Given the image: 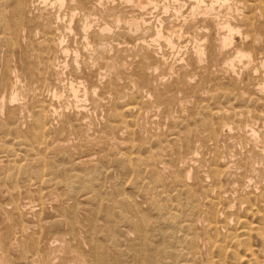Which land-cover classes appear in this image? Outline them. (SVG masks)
Segmentation results:
<instances>
[{
    "label": "rangeland",
    "instance_id": "rangeland-1",
    "mask_svg": "<svg viewBox=\"0 0 264 264\" xmlns=\"http://www.w3.org/2000/svg\"><path fill=\"white\" fill-rule=\"evenodd\" d=\"M80 1H81V6L79 5V3H77L79 5L78 10H77V17L74 19V21L75 20L77 21H75L76 23L74 21L72 23V25H75V27L73 26L74 27L73 30L67 29V26L69 25V22H70V19H69L70 9H68L69 8L68 6H70V0L65 1V6H63L62 9H59L58 6H54L51 9L49 6L39 5L40 6L39 7L35 5L37 3L32 4L28 2L25 4V8L22 13L23 15L21 16V20L19 22V24L21 23L19 26V29L17 30L15 35H13L11 34V33H14V30L12 28V20L8 17V13H9L8 11L10 10L9 4H8L9 0H0V4L2 5V6L0 5V11H1L0 19H2L0 20V29H1L0 30V85H1L0 86V97H1L0 100L4 98L5 103H6L4 104L5 108H3L4 110H1L2 113L0 115V116H3V117H0V160L3 162L2 163L0 161L1 162L0 164H2L0 165V167L3 166V168L1 167L2 170L0 172V175H2V177L0 176V185H4V186H0V191H8V193H6V196H3L0 194V204H1L0 205V215L3 216V217L0 216V221H4V222H0V229L2 232V235L1 233L0 235L6 236V235H9V233L16 230L14 227L15 224L18 225L16 226V228L19 229L18 222L20 220L23 223L26 222L24 226L25 225L32 226V228H30V226L29 228H26L25 230L26 232H23V234L25 233L23 236L25 238H22L20 240L21 242L24 239L27 243L22 241L24 242V243L21 242L23 245L20 244V245H17V247H15L16 245H14L10 249L9 244L14 243V241L13 242L9 240L6 241V237L7 239H9L8 236H6V237H3V239L0 240V242H3V243L6 242L7 244L1 243L0 247L4 245L5 249H9L8 254L11 257L10 256L8 257L10 259L12 258L11 260L13 263L15 262L14 256L22 255L21 257H25L27 254L31 253L32 246L36 245L35 247L37 248V251L39 253H43V255L45 256H48L50 254L57 255V256H60L62 260L66 258V259H69L71 262H73V259H75L76 254L80 253L82 256L85 254L84 258L86 259L88 257L87 258L89 261L88 264H94V262L96 264H99V263L100 264H108V263L117 264L118 260L119 261L121 260L123 262V259L124 260L126 259V263H124L125 262L124 261L123 263H119V264H141V263L142 264H145V263L146 264L147 263L149 264L151 263L152 264H264V77H263L264 73L263 71H260V72L258 71L262 69L260 67H256V65L257 66L259 65V64H256L257 61L255 63L254 62L251 63V65L255 66L256 68L254 67L253 69L252 66L247 68L249 70L253 69V70H250L251 73L247 72L249 70H246V67H243V65L238 64V63L236 64V66L238 67L235 66L236 68L235 73H232L230 71L226 72L225 70H227L228 68L224 65V63L226 62L224 59L225 56H223L224 53L221 56L220 55L216 56V54H214L215 57L213 56L212 62L210 60L209 61L206 60L204 62L205 64L202 63L204 64L203 66H201L202 64L194 63L195 64L194 66L199 65V67H194L190 64L193 60L191 61L186 60L185 62L182 63L180 60L170 59L171 57L169 56H167L169 61L165 65L163 63H160L157 60L148 59L150 58V56L147 50L145 51L146 53L144 52V54L142 50H145V49L140 48L139 50V47H141V43L138 40V37L135 35L133 36V35L127 34V31L122 23H119L118 25H113L114 18H117L118 16L122 17L123 15L125 16L126 14L127 16L136 14V12L133 11L131 6L128 5L127 7V4L124 3L122 0H103L104 3L102 2L101 4H99L98 0L96 1L94 0V2L93 0L92 1L86 0V1L91 2V5L92 4L96 5L94 6L95 8H93V5L91 7L89 2L86 3L82 0ZM243 2L239 3L241 4L240 5L241 8L239 7L240 10H238L239 12L238 11L234 12L232 9L231 14L233 15H236L237 13L245 14L247 11L245 10L246 7H244L245 3ZM31 4L34 5L35 7V8L32 7L34 9L33 11H31L32 10V8L30 7L32 6ZM77 4L73 6H76ZM86 4L89 5L88 6L89 8L90 7L91 8L88 9ZM110 6H111V9L108 8ZM4 7H8L9 9L8 8L6 9ZM41 7H44V13L42 12L43 8ZM79 8L81 11L79 10ZM83 8H86L89 11V13L88 11H86V9H83ZM35 9L37 12L35 11ZM82 9L85 10V12L82 11ZM107 9H110L109 10L110 12ZM50 10H51L52 15L48 14L50 13ZM57 10L61 12L63 16H61V13H59ZM40 13H42L41 16H40ZM46 13L49 16H51L50 20H49V16L46 15ZM100 13H103V14H100ZM128 13H131V14H128ZM33 14H34V17H33ZM107 15L108 16L111 15V16L106 17ZM3 16L5 18H3ZM42 16H45V17H42ZM64 16L68 17L69 20L65 19L66 17ZM93 16L96 18H94ZM84 17H89L87 18V20H90V21L95 20L96 22H99L97 23L98 25H100L101 23H106V24H109L110 26V24L112 23L111 25L112 31L110 32L111 34L106 33L105 35H102V37H98L101 35H99L98 32H96L97 27L95 26L97 25L95 22V24L91 26L93 28H90L88 31V32L91 31V34L90 35L89 33L87 34L92 39L93 44L87 47L86 44L84 43L82 33L79 32L78 30L79 25H80L79 23L80 21H83L85 19ZM53 18H55L56 20L55 19L53 20ZM104 18L106 22H104ZM39 19H41L42 21ZM45 20H46V23H45ZM25 21L29 22V24L27 22L25 23ZM38 21H41V23ZM37 22L39 24H42L43 28H41L42 25H40V27L37 26L38 25ZM65 22H67L68 24ZM58 24L59 26L63 25V28L57 26ZM64 25H66V27H64ZM35 26L37 27V30ZM119 26H123V27H119ZM39 28L41 30H39ZM57 28H60V29L58 30ZM118 28L120 29L118 30ZM33 29L35 30L32 31ZM45 31H48L47 34L49 35H46L45 33L46 36H44ZM62 31H63V34H61ZM67 31H69V33ZM76 31H78V33H76ZM41 32H42V35H41ZM54 33L56 34L55 36H54ZM66 33H68L69 35ZM114 33L115 35L120 36L119 38L116 36L117 41L116 39H114L115 37ZM7 34H9L10 36H14L12 39V42H9L10 36H8ZM38 34L40 35L38 36ZM57 34L58 36H62V37H59L57 39ZM26 35H30V36H26ZM71 35H74V36H71ZM77 35H80V36L77 37ZM129 37H131L130 40L128 39ZM212 37L215 38L213 32H212ZM79 38L80 40H76ZM257 38H258V35L256 36L255 39ZM94 39L97 40L96 42L98 43L100 42L101 45H96L98 43L94 44V41H95ZM134 39H135V42H134ZM24 40H26L27 42ZM38 40H39V43H37ZM22 41L26 42L25 43L26 47L24 43H20ZM128 41H130V43H128ZM235 41L238 42L239 40L235 38ZM30 44L32 47L29 46ZM35 44L37 45L35 46ZM57 45H60L61 47L62 45L65 46L63 47V49H66L67 52L63 55L60 51H59L60 53L59 52L57 53L56 50L57 51L60 50ZM136 45L139 47L136 48L137 47ZM182 45L184 46L185 44H182ZM83 46L87 48L85 47L83 48ZM206 46L208 47L209 44H207ZM36 47H39V48H36ZM99 47L100 48L103 47V49L101 50ZM110 47L112 48L115 47V48L113 50ZM96 48L97 50L98 49L99 50L97 51ZM120 48L122 49L119 50ZM85 49H88V50H85ZM165 49L166 48L163 47V51ZM208 49H210V47L207 48L206 50L207 53L213 52L211 49H210L211 51ZM125 50H129L130 52L125 51ZM135 50L136 51L138 50L137 53ZM70 51L72 52L69 53ZM80 51L81 53H85V54H81V53L79 54ZM101 51H103V53ZM120 51H123V52H120ZM131 52H134L133 57L128 56V53L129 55H132ZM164 52L168 54V52L166 51ZM15 53H18V54H15ZM70 54L72 57L69 56ZM112 54H115V55H112ZM95 55L97 56V58L95 57ZM106 55L108 56L106 57ZM109 55L111 56V58L109 57ZM143 55L148 56V58H146L147 60L145 59L146 61L141 60V57ZM186 55L187 53H185V58H187L188 56ZM61 56L64 58V60L63 58H61ZM85 56L89 59H87ZM91 56L95 58L94 60L96 61L94 60L92 61L91 59L93 58ZM100 56H104V57H100ZM46 57H47V60H44L46 59ZM75 57H78V58H75ZM101 58L103 59V61H101ZM106 58H109V61ZM214 58H218L216 59L217 61ZM138 59L139 61H141L142 64H140V62L137 63ZM219 59H224V61L221 60L222 61L221 63V61H218ZM69 60H71V62ZM78 60H80L81 63ZM23 62L25 63L22 64ZM56 62L60 64H57ZM109 62L112 63V65H108ZM155 62H158V63L155 65ZM169 62L171 63L169 64ZM206 62H209L212 65H208V63L206 64ZM218 62L221 65L216 64ZM113 63H115V65ZM143 63H145L144 66L146 67H143ZM185 63L187 64L189 63L190 65L189 64L187 65ZM214 63L216 64V66H214L215 65ZM62 65H65V66H62ZM83 65L87 69L83 67ZM139 65L141 66V68ZM148 65L150 66L148 67ZM167 65H170V66H167ZM181 65L183 66V68L179 67ZM47 66H49L48 67L49 69L47 68ZM73 66L76 68H74ZM105 66L106 67L108 66V67L106 68ZM211 66L213 68H211ZM26 67H28V69H26ZM209 67L212 70L209 69ZM45 68L49 70V73L47 72V70H45ZM51 68H54V69L50 71ZM70 68H73V69H70ZM118 68L120 69L122 68L123 73ZM142 68L144 69L146 68L145 69L146 71H143L144 69ZM148 68H151L153 70H150ZM176 68L180 70H176ZM184 68H187L188 70L187 69L185 70ZM206 68L209 70H207ZM155 69H157V71ZM190 69H193V70H190ZM198 69H201L199 71L203 73L201 74L198 71ZM202 69L204 70L206 69L205 71L207 72L204 73ZM21 70H22V73L20 72ZM25 70L26 72L24 76V81H21L23 80L22 76L24 75ZM41 70H44V71H41ZM64 70H66V73H62V72H65ZM67 70L70 73H68ZM74 70H77V72L76 71L74 72ZM134 70L135 72H133ZM147 70L149 72H147ZM254 70H256L257 72H255ZM180 71H182V73H179ZM42 72L44 73L42 74ZM59 72H61V74H56ZM116 72H118L117 73L118 75L116 74ZM120 72L121 74H119ZM142 72L144 73V75L142 74ZM17 73L18 75H16ZM51 73H54V74H51ZM193 73H194V76H192ZM260 73L263 74L262 77L261 75H259ZM140 74L143 76H140ZM179 74H182L183 76H180ZM37 75H40V76L37 77ZM51 75H53V77ZM56 75H58L57 76L58 78L56 77ZM204 75L206 77H204ZM15 76H17V79L19 81L18 85L20 87L22 86L20 88L17 85L15 89L20 88V90L18 89V91L23 92L25 90L28 93L23 92L24 97L21 100H18L19 102L9 104L7 102V99L11 91L14 90L13 85H11V83ZM45 76L48 79H45L46 78ZM128 76L134 77V78H130ZM184 76H186L185 78L187 81L184 80L185 79L183 78ZM114 77L118 79H113ZM67 78L69 79L70 83L67 82L68 81ZM120 78L122 79V81ZM179 78H181V80H179ZM6 79L8 80L11 79V80L6 81ZM171 79H173L174 81L173 80L171 81ZM112 80L115 82L114 83L115 85L114 84L111 85L112 84L111 82H113ZM132 80H135L134 81L135 84L133 83ZM175 80H178V81H175ZM118 81L119 83H117ZM20 82H23V83H21L20 85ZM27 82L30 84H28ZM58 82H60V84H58ZM97 84L100 86H97ZM69 85H72V86L74 85V86L72 87ZM89 85H90V89L87 88L89 87ZM104 85L105 86L109 85V86L105 87ZM57 86L60 88L57 89L56 88ZM65 86L68 89L67 88L65 89ZM28 87L31 90H27L29 89ZM46 87H49V88H46ZM76 87H78L77 89H79L80 91L77 95L78 96L77 99L74 98V95L71 94L72 93L71 90H69L71 88L76 89ZM104 87L107 90H105ZM176 87H179V88L182 87V88H180L181 89L180 90ZM32 88H34V90H32ZM88 90H90L91 92ZM85 91L89 92L90 94L87 92L85 93ZM49 92L51 93L49 94ZM54 92H56L58 95H61V97L59 99L56 97L54 98ZM96 95L98 96L97 98H96ZM165 95H166V98H165ZM83 98H85L86 100ZM89 98L97 99V100L96 101L93 100L95 102L94 103L91 100H88ZM112 98L114 101L112 100ZM78 100L80 101L78 102ZM25 101H26V104H25ZM29 101L31 102L29 103ZM21 103L25 104L26 106L25 105L22 106ZM16 105L19 106V110L17 109L18 107L16 108L14 107ZM74 106H76V108ZM53 108L55 110V113H54L55 115L49 113L50 109H53ZM14 109L16 110V112H14ZM17 110L19 111V113ZM24 111L26 112V114ZM234 111L238 112L239 114L235 112L236 113L235 115V113H233ZM80 112L82 114H80ZM213 112H215L216 114ZM232 114L235 116L233 117ZM83 116L84 118H80ZM16 117H19L22 119H19ZM52 117L54 118V120ZM2 119H4L5 121L4 120L2 121ZM16 120L21 121L20 122L21 124L19 122L15 123ZM27 120L32 121V123L30 121L28 122ZM12 121L15 124V126L13 123H12L13 125H11ZM229 121L231 122V125H229L230 124ZM79 122H81L80 124L82 123L83 124L80 125L78 124ZM108 122H110L111 124H109ZM113 122H115L114 125L112 124ZM226 122L229 124L226 125ZM34 123L36 124L39 123V124L36 126V125H33ZM84 124H86L87 126ZM110 125H113V126L110 127ZM122 125L125 127L127 126L126 127L127 129L123 127ZM225 125H226V128H225ZM5 126L6 127L8 126V127L5 128ZM82 126L86 128H84L83 130ZM228 127L230 128L229 130H228ZM11 129L13 132L14 130H16V133L14 132L13 134V132H11ZM19 129L24 131L25 136L22 135L23 132L22 131L20 132ZM119 129H120V132H119ZM211 129H213V131L215 130L214 132L217 134L214 135V132H212ZM246 130L248 131L246 132ZM252 130L255 132H253L254 134H252L251 136L250 131ZM45 132L47 133L45 134ZM120 135H122L123 137ZM188 135L189 136L191 135V138H189ZM186 139L189 140L190 142L188 141L186 142L185 141ZM39 140H42V141H39ZM119 140H122V141H119ZM126 140L127 142H125ZM117 141L119 142L115 146L114 143H117ZM181 141L182 142L184 141L183 144ZM15 142H17L18 146ZM56 142H59L60 144ZM24 144L26 146H23ZM79 144H82L86 147L82 145H80V147H83V148H80L79 146L76 147V145H79ZM60 145H61L62 150L61 149L57 150L58 148H60ZM55 146H57V148ZM109 147H111L110 148L111 150L109 149ZM114 148L117 150H113ZM122 148L124 151H121ZM118 149L120 150V152ZM133 151L134 153H132ZM190 151L191 153H189ZM121 152H124V153H121ZM127 152H130V153L127 154ZM117 154L120 156L122 155V156L121 157L117 156ZM124 154H127L126 155L127 157H129V155L131 154L133 155L127 158V157H123ZM104 155L105 156L109 155V156L105 157ZM135 156H136V159H135ZM14 158L17 160H14ZM90 158L91 160H93L94 158L95 161L94 160L93 161L95 163H93V161H91ZM123 158L125 159L123 160ZM126 158H127V161L129 162L125 161ZM6 159H8L9 161H13L14 163L13 162L10 163ZM101 159L104 161H102ZM86 160H90L91 162L90 165L88 164L86 165ZM44 162H45V165L43 166ZM97 162H99V164ZM6 163H9L10 165ZM4 164L6 166H4ZM12 164H15V165H12ZM58 164L59 165L62 164L60 168H58L59 166H56ZM70 164H73V165H70ZM80 164L83 165V167L85 166L87 167H85V169L83 170L82 169L83 167H81ZM96 164L99 165V167ZM100 165L102 167H100ZM8 166L13 167V168L12 169L10 168L8 170L9 168ZM41 166H43V168H41ZM67 167L69 169H66ZM78 167L82 170H80ZM70 168L72 169L71 171L72 174L71 172H69L71 170ZM73 168L74 169L76 168L75 170H78L79 172L74 171ZM49 169H52V170H49ZM54 169H58V171ZM10 170H12V172H10ZM41 170L43 171V173H45L44 175H40L42 173ZM45 170L46 172H44ZM48 170H49V173H48ZM153 170H155L156 172ZM51 171L52 172L55 171L54 172L55 177H53V174ZM14 172H16L17 175L13 174ZM165 172H168V173H165ZM46 174L51 180H49ZM59 174L60 175L63 174V175L60 176ZM77 174L79 175L82 174V175L78 176ZM251 174H253V176ZM12 176H15L13 177L15 178V180L11 178ZM41 176L45 178H40ZM77 176L81 180L84 179L83 180L84 182L79 180ZM251 177H254V178H251ZM39 178L41 180H39ZM43 179H45V181H43ZM89 179H92L91 182H89L90 181ZM46 180L48 181L46 182ZM14 181L15 183L13 184ZM18 181L19 182L21 181L22 184L21 182L18 183ZM49 181H52V182L54 181V185L52 182L49 183ZM76 181L80 183L76 184ZM181 181H184V182H181ZM7 182L9 186L11 185L10 188H8L9 186L7 185ZM185 182L187 183L186 185H185ZM17 183L20 185L18 186ZM56 183L57 184L60 183V184H58L57 186ZM30 184L32 187L30 186ZM37 185L39 186V188ZM46 185L47 187L50 185L53 187L47 188ZM65 185H67V188ZM36 186H37V189H36ZM55 187H60L59 188L60 190ZM26 188L27 189L30 188V190L28 189V193L26 191L27 190ZM32 188L34 189L33 191H32ZM93 188L94 190H91ZM11 189L13 190L15 189L17 191L15 190L12 191ZM9 190H10V193H9ZM45 191H47L48 193H46ZM25 192L27 193V195L25 194ZM35 192H36V195L37 193H39L40 196L39 195L35 196ZM49 192L51 193L49 194ZM60 192H62L61 193L62 195L60 194ZM17 193L19 194V196H15V195H18ZM55 193L56 194L58 193L59 195L58 194L55 195ZM121 193L123 194L119 196V194ZM22 194L27 196L29 199L28 198L26 199L24 196L22 197ZM8 195H12V196H8ZM69 195L73 197H70ZM57 196H61V198L63 199L61 200L59 199L60 197L58 198ZM10 197H15L12 199H15L17 202L15 200H12L11 201L12 203H11L9 199ZM46 197L49 198V201ZM75 197H77L78 199H76ZM123 197H126V198H123ZM127 197L128 198L130 197L129 201H127L128 200ZM70 198L72 199L74 198V200L70 201ZM83 198L86 200H84ZM4 199L9 201L8 205L10 207L5 206L7 205V202H5L6 200ZM37 199L39 200V202L37 201ZM45 200L48 201V203ZM116 200H119V202L118 201L116 202ZM26 201L27 203L30 202L29 203L30 205L34 203V205H31L32 207L31 206L29 207H31V209L35 211H32L31 209H29L26 212H24L25 214L21 211L22 210L21 207ZM58 201H60L61 203L64 202L62 204L63 207L61 206L60 202L58 204ZM72 201H75V202L72 203ZM68 202H70V204ZM39 203L41 205L44 203L46 206H44L43 208ZM66 203L70 207L67 206L68 207L67 208ZM12 204H16V205H12ZM85 204L88 206L89 209H87V206ZM2 205L3 207H1ZM81 205H82V208L85 207L83 210H81ZM35 206H38V207L41 206V207L37 208ZM74 206L77 208H75ZM12 207L15 208L16 211L17 210L18 211L15 212V210L12 209ZM47 207H50V208H47ZM54 208L55 209L58 208L56 210H59L60 208V211H56L54 210ZM70 208L71 210L69 211ZM90 208H92L91 209L92 211H90ZM11 209L13 210V212L10 211ZM6 210L9 212H7ZM85 210H88L89 212ZM19 211H21L24 215ZM40 212L42 213L37 215V213H40ZM6 213L7 214L9 213V215H6ZM20 213L23 215V217ZM59 213H63V215L65 213L67 216L64 215L65 216L64 217L62 216V214H60L59 215L60 217H57L56 214H59ZM69 213H71L70 216L73 217L74 221H72L73 219L72 217L69 216ZM76 213L78 217L75 216ZM102 213H107V214L106 215L104 214L105 216L104 215L102 216ZM50 214H52V216ZM92 214H93V217H92ZM28 215L29 217H27ZM84 215L86 216L84 217ZM89 215L92 218H94V216L96 215V217L94 218L95 221H92L94 219L91 220ZM49 216H51V219ZM100 216H102L101 219H99ZM14 217L17 218V220H15ZM18 217H22V218H18ZM6 218L7 220H10L9 223L7 224H5V222H7ZM54 218L55 220H53ZM33 219L34 221H32ZM39 219L44 220V221H41ZM66 220L68 221V223L72 222L71 224H74V225H71V224L69 225L68 223L66 224L67 222ZM76 220L78 222H76ZM79 220L81 221L79 222ZM15 221H18V222H15ZM35 221L38 222V227L37 225H35L36 224ZM60 221L63 222L64 224L61 223L59 224L60 226L55 225V224L60 223ZM90 221L92 222L93 225H91ZM143 221L144 223L142 226L141 223ZM31 222H34V223L31 224ZM43 222L44 224H42ZM73 222H76V223H73ZM1 223H3L4 226L6 225L11 226L12 229H10L9 227H3ZM11 223H15V224H11ZM85 223H88L89 225ZM83 225L84 226L86 225L85 226L86 228L82 227ZM87 225L88 226L91 225V226L87 228L88 227ZM56 226L58 227V229L56 228ZM68 226H71V231L69 230ZM75 226L77 227L74 228ZM41 227H43L44 230ZM48 227H51V229ZM61 227H63L64 229ZM92 227L94 229H92ZM131 227L133 229L135 228L136 229L133 230L131 229ZM2 228L5 230H3ZM66 228L67 230H65ZM80 228L81 230H79ZM29 229L31 230L29 231ZM28 231L31 234H29ZM79 231L84 232L83 235L85 236L83 235L81 236L82 232L80 233ZM101 231H104V232L102 233ZM120 231H122L123 233ZM124 231L127 233L128 236L126 235ZM36 232L39 234H36ZM46 232L47 234L49 233L48 236ZM54 232L63 233L64 235L58 234V233L54 234ZM75 232L77 234H73ZM69 233L70 234L72 233L73 235H69ZM86 233H89V234H86ZM117 233L119 235H116ZM50 234H53V235H50ZM65 235L66 237H64ZM87 235L89 236L86 237ZM121 235L123 236L121 237ZM40 236L42 238H40ZM50 236H52L53 238ZM59 236L60 238H64V240H66L69 246L70 252L64 254L61 252L50 253L48 251L47 248H51V247L53 248L57 245V241L55 242V240H50V239H59ZM70 236L71 237L75 236L78 239L71 238ZM126 236L129 238H127ZM136 236L137 238H135ZM82 237L83 238L85 237V239H82ZM86 238L87 239L89 238L88 239L89 242H86L88 241ZM122 238H123V242L122 240H120ZM45 239H48V240H46L45 242ZM78 240H80L81 242L84 241L82 242L83 245L81 243L78 244L79 242ZM100 240L103 242H101ZM68 241L72 242V243L69 242L71 245L68 243ZM131 241L134 244L131 243ZM85 242L90 243L89 246H87ZM41 243H44L45 245L44 247L45 249H47V251L46 250L43 251L44 248H43V244ZM45 243H48V244H45ZM50 243L51 244L53 243L54 245H51ZM92 243H94L95 245ZM110 243H113V244H110ZM117 243L119 244L121 243L124 245L120 246ZM135 243H137L138 246L137 245L135 246ZM76 244L78 245L81 244V246L80 247H78V245L75 246ZM114 244H116L117 246ZM25 245H27V247ZM84 245H86L87 247ZM93 245L96 247H94ZM141 245L143 246V248ZM146 245L148 247H146ZM18 246L20 248L22 247V249L18 250L17 249ZM39 246L40 248H38ZM4 247L2 246L0 249ZM120 247H123L124 250L123 248H120ZM125 248L127 251L125 250ZM24 249H27V250L24 251ZM74 249H77V251ZM78 249H80V251ZM106 249L108 250L106 251ZM22 250L25 252V254L24 252H21ZM114 250H117L120 254ZM99 251L102 253H100ZM111 251H113V253H111ZM124 251H126L125 253L128 255L127 258H125V256L127 255L123 254ZM131 251L134 253L135 258L131 256L133 255ZM47 252L49 254H47ZM106 252H110V254H114V253L115 254L117 253V254L115 256L114 255L112 256ZM73 253H75V255ZM91 254L93 257H91ZM99 254H102V255H99ZM64 255H66L67 257ZM119 255H121L120 256L121 258L119 257ZM110 256H112V258H110ZM61 259L59 260L61 261ZM60 261L55 262V263L53 262V264H62V263L71 264V262H67L66 260H64L63 262L61 261L62 263Z\"/></svg>",
    "mask_w": 264,
    "mask_h": 264
},
{
    "label": "bare ground",
    "instance_id": "bare-ground-1",
    "mask_svg": "<svg viewBox=\"0 0 264 264\" xmlns=\"http://www.w3.org/2000/svg\"><path fill=\"white\" fill-rule=\"evenodd\" d=\"M65 1H67V0H9V7H10V10L8 11L9 13H8V17L12 20V28H13V30H14V33H11V34H13V35H15V33L17 32V30L19 29V26H20V24H19V22H20V20H21V16L23 15L22 13H23V11H24V8H25V4L26 3H28V2H30V3H32V4H35V3H37V4H35L36 6H39V5H42V6H49L50 7V9L51 8H53L54 6H58V8L59 9H62L63 8V6H65ZM82 1H84V2H89V1H86V0H82ZM90 1H92V0H90ZM96 1V0H95ZM124 3H126L127 4V7H128V5L129 6H131L132 7V9H133V11L134 12H136V14L135 15H131V16H127V14L123 17H120V16H118L117 18H114V24L113 25H118L119 23H122L123 25H124V27H125V29H126V31H127V34H130V35H135V36H137L138 37V40L140 41V43H141V47H139V46H137L136 48H138L139 47V50H140V48H142V49H145V50H142L143 51V54H144V52L147 50V52L149 53V56H150V58H148V56H146V55H143L142 57H141V60L142 61H146L147 59L146 58H148V59H153V60H157V61H159L160 63H163V64H167V62L169 61V59L167 58V56H169V57H171L170 59H173V60H180L182 63L183 62H185L186 60H189V61H191V60H193L192 62H193V64H192V62L190 63L189 61V63L192 65V66H194L196 63L197 64H202V63H204L206 60L207 61H211L212 62V58H213V56H214V54H216V56H218V55H222L223 53L225 54H223V56H225L224 57V59H225V63H224V65L228 68L227 70H225L226 72L227 71H230V72H232V73H235V71H236V68H235V66H236V64L238 63V64H241V65H243V67H246V70H249V69H247V68H249L250 66H252V68L254 69V67L255 66H253V65H251V63H255L256 61H257V63L256 64H259L258 66L256 65V67H260L262 70H258L259 72L260 71H263V73H264V0H122ZM244 1V2H243ZM93 2H94V0H93ZM98 2H99V4H101L102 2L104 3V1L103 0H98ZM241 2H243V3H245V5H244V7H246V13L245 14H236V15H233V14H231V12H232V9H233V11L234 12H237L238 10H240V5L241 4H239V3H241ZM77 3H79V5L81 6V1L79 0V2H78V0H70V6H68V5H66V6H68L67 8L68 9H70V15H69V19H70V22H69V25L67 26V29L68 30H73V28L75 27V25H72V23H73V21H74V19L77 17V10H78V4ZM119 3V2H118ZM8 4H6V5H8ZM31 4V5H32ZM66 4H67V2H66ZM75 4H77L76 6H73V5H75ZM89 4L91 5V2H89ZM115 4H116V2H115ZM1 5V4H0ZM83 5V4H82ZM87 5V4H86ZM85 5V6H86ZM93 5V4H92ZM92 5H91V7H92ZM108 5V4H107ZM114 5V4H113ZM243 5V4H242ZM2 6V5H1ZM89 5H87V7H88ZM94 6H96V5H93V8H95ZM31 8L33 7V8H35L34 7V5H32V6H30ZM40 7V6H39ZM90 7V8H91ZM106 7V6H105ZM113 7V6H112ZM115 7V6H114ZM240 7V8H239ZM4 8H8V7H4ZM29 8V7H28ZM32 8V10L31 11H33L34 9ZM41 8H43V13H44V7H41ZM46 8V7H45ZM55 8H57V7H55ZM89 7H88V9H90ZM97 8V7H96ZM108 8H110L111 9V6L110 7H108ZM123 8V7H122ZM239 8V9H238ZM3 9V8H2ZM9 9V8H8ZM40 9V8H39ZM83 9H86V8H83ZM82 9V11H84L85 12V10H83ZM99 9V8H98ZM110 9H107L108 11L110 10ZM124 9V8H123ZM127 9V8H126ZM42 10V9H41ZM67 10V9H66ZM79 10H80V8H79ZM35 11H36V9H35ZM47 11H48V9H47ZM58 11V10H57ZM68 11V10H67ZM81 11V10H80ZM86 11H88L87 9H86ZM91 11V10H90ZM97 11V10H96ZM106 11V10H105ZM131 11V10H130ZM132 11V12H133ZM1 12V11H0ZM6 12V11H5ZM4 12V13H5ZM37 12V11H36ZM59 12V11H58ZM95 12V11H94ZM110 12V11H109ZM109 12H108V14H109ZM117 12V11H116ZM115 12V13H116ZM133 12V13H134ZM239 12V11H238ZM241 12V11H240ZM48 13V12H47ZM46 13V15H50L51 14V10H50V13H48L47 14ZM59 13H61V12H59ZM69 13V12H68ZM88 13H89V11H88ZM104 13H106V12H104ZM111 13H113V12H111ZM127 13V12H126ZM9 14H10V16H9ZM30 14V13H29ZM35 14V13H34ZM34 14H33V17H34ZM82 14V13H81ZM93 14V13H92ZM100 14H103V13H100ZM117 14V13H116ZM120 14V13H119ZM125 14V13H124ZM128 14H131V13H128ZM26 15H28V14H26ZM38 15V14H37ZM42 15V13H40V16ZM45 15V14H44ZM48 15V16H49ZM52 15V14H51ZM54 15V14H53ZM57 15V14H56ZM68 15V14H67ZM80 15V14H79ZM85 15V14H84ZM88 15H90V14H88ZM95 15V14H94ZM112 15V14H111ZM111 15H109V16H111ZM5 16H6V14H5ZM31 16V15H30ZM61 16H63V14L61 13ZM99 16V15H98ZM108 15L106 16V17H109ZM117 16V15H116ZM39 17V16H38ZM42 17H45V16H42ZM50 17L51 16H49V20H50ZM64 17H66V16H64ZM91 17V16H90ZM94 17V16H93ZM105 17V18H106ZM3 18H5L4 16H3ZM30 18V17H29ZM48 18V17H47ZM85 19L83 20V21H80V25H79V32H81L82 33V36H83V39H84V43L86 44V46L87 47H89V46H91V44H93V41H92V39L90 38V34H91V31L90 32H88L89 31V29L90 28H93V27H91L92 25H94L95 24V20L94 21H90V20H87V18H89V17H84ZM94 18H96V17H94ZM93 18V19H94ZM105 18H104V22H106L105 21ZM7 19V18H6ZM43 19V18H42ZM55 18H53V20H54ZM61 19V18H60ZM65 19H68V17H66ZM68 19V20H69ZM100 19H101V17H100ZM107 19V18H106ZM0 20H2V19H0ZM39 20H41V19H39ZM52 20V21H53ZM56 20V19H55ZM80 20H82V19H80ZM96 20H98V19H96ZM110 20H112V19H110ZM28 21V20H27ZM27 21H25V23L27 22ZM30 21V20H29ZM42 21V20H41ZM41 21H38V22H40L41 23ZM60 21V20H59ZM75 21H77V20H75ZM74 21V22H75ZM100 21V20H99ZM101 21H103V20H101ZM37 22V23H38ZM47 22H49V21H47ZM54 22H56V21H54ZM107 22H109V21H107ZM28 24H29V22H27ZM45 23H46V20H45ZM60 23V22H59ZM65 23H67V22H65ZM76 23V22H75ZM78 23V22H77ZM97 23H99V22H96V25L97 26H95V27H97V31L96 32H98V34L99 35H101V36H98V37H102V35H105L106 33H110L112 30H111V25H112V23L110 24V26H109V24H106V23H101L100 25H98ZM2 24V23H1ZM64 24V23H63ZM68 24V23H67ZM7 25V24H6ZM36 25V24H35ZM40 25H42V24H39L38 23V25L37 26H39L40 27ZM33 26V25H32ZM57 26H59V24L57 25ZM74 26V27H73ZM36 27V26H35ZM47 27V26H46ZM59 27H62L63 28V25L62 26H59ZM64 27H66V25H64ZM112 27H114V26H112ZM119 27H123V26H119ZM41 28H43V25H42V27ZM45 28V27H44ZM61 28V29H62ZM115 28H117V27H115ZM30 29V28H29ZM49 29V28H48ZM53 29H55V28H53ZM58 30L60 29V28H57ZM56 29V30H57ZM120 28H118V30H119ZM1 30V29H0ZM10 30V29H9ZM8 30V31H9ZM35 29H33L32 31H34ZM36 30H37V27H36ZM39 30H41L40 28H39ZM77 30V29H76ZM31 31V32H32ZM64 31V30H63ZM63 31L61 32V34H63ZM95 31V30H94ZM4 32H6V31H4ZM13 32V31H12ZM24 32V31H23ZM29 32V31H28ZM28 32H27V34H28ZM40 32V31H39ZM39 32H37V33H39ZM47 32L48 31H45L44 32V36H46V35H49V34H47ZM65 32V31H64ZM68 33H69V31H67ZM212 32H213V34H214V36H215V38L214 37H212ZM9 33V32H8ZM25 33V32H24ZM23 33V34H24ZM45 33H46V35H45ZM58 33V32H57ZM68 33H66V34H68ZM71 33V32H70ZM76 33H78V31H76ZM89 33V35H87ZM124 33V32H123ZM32 34V33H31ZM111 34V33H110ZM119 34V33H118ZM126 34V33H125ZM8 36H10L9 34H7ZM40 34H38V36H39ZM41 35H42V32H41ZM56 34L54 33V36H55ZM65 35V34H64ZM69 35V34H68ZM67 35V36H68ZM258 35V38L257 39H255L256 38V36ZM25 36V35H24ZM23 36V37H24ZM26 36H30V35H26ZM32 36V35H31ZM51 36V35H50ZM71 36H74V35H71ZM76 36V35H75ZM78 36H80V35H77V37ZM91 36H93V35H91ZM107 36V35H106ZM114 36L116 37H120V36H118V35H115V33H114ZM114 36H112V37H114ZM13 37L14 36H10L9 37V42H12V39H13ZM59 37H62V36H58V34H57V39L59 38ZM111 37V36H110ZM114 37V39H116V41H117V37L115 38ZM126 37V36H125ZM36 38H37V36H36ZM42 38V37H41ZM75 38V37H74ZM81 38V37H80ZM80 38L79 39H76V40H80ZM95 38H97V37H95ZM104 38V37H103ZM124 38V37H123ZM127 38V37H126ZM133 38V37H132ZM136 38V37H135ZM235 38H237L239 41L238 42H236L235 41ZM45 39V38H44ZM43 39V40H44ZM54 39V38H53ZM56 39V40H57ZM63 39H65V38H63ZM67 39V38H66ZM111 39V38H110ZM129 40L131 39V37H129L128 38ZM8 40V39H7ZM18 40H19V38H18ZM21 40H23V39H21ZM29 40V39H28ZM40 40V39H39ZM39 40H38V42L37 43H39ZM82 40V39H81ZM95 40V39H94ZM119 40V39H118ZM137 40V39H136ZM24 41H26V40H24ZM37 41V40H36ZM97 40H95L94 41V44L95 43H98V42H96ZM115 41V42H116ZM121 41V40H120ZM119 41V42H120ZM4 42V41H3ZM27 42V41H26ZM26 42H20V43H24V45H25V43ZM44 42V41H43ZM47 42V41H46ZM54 42H56V41H54ZM65 42V41H64ZM103 42V41H102ZM122 42V41H121ZM120 42V43H121ZM125 42H127V41H125ZM134 42H135V39H134ZM137 42V41H136ZM13 43H15V42H13ZM19 43V42H18ZM30 43V42H29ZM60 43H61V41H60ZM106 43V42H105ZM128 43H130V41H128ZM34 44V43H33ZM54 44V43H53ZM52 44V45H53ZM56 44H58V43H56ZM103 44V43H102ZM108 44V43H107ZM114 44V43H113ZM112 44V45H113ZM138 44V43H137ZM182 44H185L184 46L182 45ZM207 44H209V46L207 47L206 45ZM37 44H35V46H36ZM65 45V44H64ZM96 45H101L100 44V42L98 43V44H96ZM106 45V44H105ZM105 45H104V47H105ZM122 45V44H121ZM12 46V45H11ZM30 47H32L31 46V44L29 45ZM58 47H59V49L60 50H56V52L58 53L59 51L62 53V55L63 54H65L66 52H67V50L66 49H63V47H65V46H63L62 45V47L60 46V45H57ZM69 46V45H68ZM103 46V45H102ZM109 46V45H108ZM108 46H107V48H108ZM114 46V45H113ZM5 47V46H4ZM25 47H26V45H25ZM29 47V48H30ZM52 47V46H51ZM85 46H83V48H84ZM87 47H85V48H87ZM94 47H96V46H94ZM116 47V46H115ZM115 47H110V48H112L113 50H114V48ZM163 47H165L166 49L164 50V51H166V52H168V54H166L164 51H163ZM210 47V49L213 51V52H209V53H207L206 52V50H207V48H209ZM36 48H39V47H36ZM81 48V47H80ZM100 48V47H99ZM41 49V48H40ZM75 49V48H74ZM73 49V50H74ZM91 49H93V48H91ZM101 50L103 49V47H101L100 48ZM122 48H120L119 50H121ZM210 49H208V50H210ZM19 50V49H18ZM39 50V49H38ZM76 50V49H75ZM78 50V49H77ZM85 50H88V49H85ZM96 50H97V48H96ZM95 50V51H96ZM99 50V49H98ZM97 50V51H98ZM190 50V51H189ZM210 50V51H211ZM16 51V50H15ZM30 51H32V50H30ZM29 51V52H30ZM81 51H83V50H81ZM81 51L79 52V54L81 53ZM90 51V50H89ZM106 51V50H105ZM108 51V50H107ZM125 51H128V52H130L129 50H125ZM136 51V50H135ZM138 51V50H137ZM137 51H136V53H137ZM188 51V52H187ZM27 52V51H26ZM59 52V53H60ZM72 51H70L69 53H71ZM77 52V51H76ZM85 52V51H84ZM102 53H103V51H101ZM120 52H123V51H120ZM141 52V51H140ZM151 52V53H150ZM11 53V52H10ZM18 53H19V51H18ZM18 53H15V54H18ZM21 53V52H20ZM43 53V52H42ZM75 53V52H74ZM88 53H90V52H88ZM93 53V52H92ZM105 53V52H104ZM132 53V55H129V53H128V56H132L133 57V53L134 52H131ZM130 53V54H131ZM146 53V52H145ZM147 53V54H148ZM185 53H187V58H185ZM29 54V53H28ZM81 54H85V53H81ZM98 54V53H97ZM106 54V53H105ZM107 54H109V53H107ZM111 54V53H110ZM117 54H118V52H117ZM141 54V53H140ZM47 55V54H46ZM59 55H61V54H59ZM88 55V54H87ZM86 55V56H87ZM101 55V54H100ZM104 55V54H103ZM112 55H115V54H112ZM136 55H138V54H136ZM19 56V55H18ZM17 56V57H18ZM56 56H58V55H56ZM68 56V55H67ZM69 56H71V54L69 55ZM75 56V55H74ZM85 56V57H86ZM93 56V55H92ZM91 56V57H92ZM108 55H106V57H107ZM141 56V55H140ZM139 56V57H140ZM28 57V56H27ZM41 57H43V56H41ZM52 57V56H51ZM72 57V56H71ZM95 57L97 58V56L95 55ZM100 57H104V56H100ZM109 57L111 58V56L109 55ZM113 57V56H112ZM215 57V56H214ZM8 58H10V57H8ZM58 58V57H57ZM61 58H63L62 56H61ZM66 58H68V57H66ZM75 58H78V57H75ZM87 58V57H86ZM93 58V57H92ZM135 58H137V57H135ZM218 58H220V57H218ZM218 58H214L215 60L216 59H218ZM223 58V57H222ZM26 59V58H25ZM30 59H32V58H30ZM29 59V60H30ZM44 59V58H43ZM55 59V58H54ZM73 59V58H72ZM87 59H89V58H87ZM95 58H93V59H91L92 61L94 60ZM100 59V58H99ZM106 59H108V61H109V58H106ZM123 59H125V58H123ZM140 59V58H139ZM139 59H138V62L137 63H139L140 62V64H142L141 63V61H139ZM146 59V60H145ZM224 59H219L218 61H221V60H223L224 61ZM18 60V59H17ZM44 60H47V57H46V59H44ZM63 60H64V58H63ZM110 60H112V59H110ZM137 60V59H136ZM255 60V61H254ZM14 61V60H13ZM20 61V60H19ZM18 61V62H19ZM61 61V60H60ZM70 62H71V60H69ZM79 62H80V60H78ZM88 61V60H87ZM94 61H96V60H94ZM99 61V60H98ZM101 61H103V59L101 58ZM105 61V60H104ZM170 61H172V60H170ZM217 61V60H216ZM34 62V61H33ZM57 62H58V60H57ZM56 62V63H57ZM75 62V61H74ZM77 62V61H76ZM106 62V61H105ZM117 62V61H116ZM214 62V61H213ZM20 63V62H19ZM25 62H23L22 64H24ZM27 63V62H26ZM50 63V62H49ZM63 63V62H62ZM81 63V62H80ZM83 63V62H82ZM147 63H148V61H147ZM158 62H155V65L157 64ZM171 62H169V64H170ZM188 63V64H189ZM195 63V64H194ZM208 63V65H212V64H210L209 62H206V64ZM221 63H222V61H221ZM33 64V63H32ZM36 64V63H35ZM57 64H60V63H57ZM57 64H55V65H57ZM67 64V63H66ZM78 64V63H77ZM76 64V65H77ZM85 64V63H84ZM88 64V63H87ZM98 64V63H97ZM114 65H115V63H113ZM144 64L145 63H143V67H146V66H144ZM179 64H181V63H179ZM185 64H187V63H185ZM187 64V65H188ZM189 64V65H190ZM205 64V63H204ZM204 64H202L201 66H203ZM215 64V63H214ZM216 64H219V65H221L219 62L218 63H216ZM216 64L214 65V66H216ZM20 65V64H19ZM27 65V64H26ZM69 65V64H68ZM67 65V66H68ZM71 65H73V64H71ZM70 65V66H71ZM75 65V66H76ZM79 65H81V64H79ZM86 65V64H85ZM105 65V64H104ZM107 65V64H106ZM108 65H112V63H110L109 62V64ZM137 65V64H136ZM159 65V64H158ZM176 65V64H175ZM17 66V65H16ZM29 66V65H28ZM62 66H65V65H62ZM122 66V65H121ZM140 66V65H139ZM138 66V67H139ZM150 65H148V67H149ZM152 66H154V65H152ZM167 66H170V65H167ZM185 66V65H184ZM207 66V65H206ZM218 66V65H217ZM49 66H47V68H48ZM51 67V66H50ZM53 67V66H52ZM58 67V66H57ZM74 67V66H73ZM80 67V66H79ZM83 67H85L84 65H83ZM102 67H104V66H102ZM106 67V66H105ZM108 67V66H107ZM106 67V68H107ZM137 67V66H136ZM180 68H183V66L181 65V66H179ZM178 67V68H179ZM187 67V66H186ZM191 67V66H190ZM194 67H199V65H197V66H194ZM194 67H193V69H194ZM205 67V66H204ZM236 67H238V66H236ZM255 67V68H256ZM13 68V67H12ZM21 68V67H20ZM39 68H40V66H39ZM74 68H76V67H74ZM86 68V67H85ZM90 68H92V67H90ZM113 68V67H112ZM111 68V69H112ZM140 68H141V66H140ZM153 68H155V67H153ZM157 68V67H156ZM170 68V67H169ZM208 68V67H207ZM206 68V69H207ZM211 68H213L212 66H211ZM210 67H209V69H211ZM26 69H28V67H26ZM49 69V68H48ZM52 69H54V68H51L50 69V71H52ZM65 69H67V68H65ZM70 69H73V68H70ZM87 69V68H86ZM102 69H104V68H102ZM118 69H120V68H118ZM125 69V68H124ZM138 69V68H137ZM142 69H144V68H142ZM146 69V68H145ZM143 70V71H146V70ZM148 69H150V70H153V69H151V68H148ZM172 69V68H171ZM185 70L187 69V68H184ZM193 69H190V70H193ZM205 69V70H206ZM209 69H207V70H209ZM216 69H217V67H216ZM225 69V68H224ZM245 69V68H244ZM253 69H250V70H253ZM257 69H259V68H257ZM256 69V70H257ZM11 70V69H10ZM20 70V69H19ZM38 70V69H37ZM45 70H47L46 68H45ZM57 70V69H56ZM78 70V69H77ZM77 70H74V72L76 71L77 72ZM106 70H108V69H106ZM115 70H117V69H115ZM121 70V72L123 71V69L121 68L120 69ZM129 70H130V68H129ZM141 70V69H140ZM156 71H157V69H155ZM176 70H180V69H177L176 68ZM188 70V69H187ZM196 70V69H195ZM194 70V71H195ZM199 70H201V69H198V71ZM204 69H202V71H204V73H206L207 71H205ZM212 70V69H211ZM250 70L249 71H247V72H249V73H251L250 72ZM256 70H254L255 72H257ZM41 71H44V70H41ZM54 71V70H53ZM61 71V70H60ZM65 72H62V73H66V70H64ZM72 71V70H71ZM111 71V70H110ZM119 71V70H118ZM138 71V70H137ZM221 71V70H220ZM8 72V71H7ZM21 73H22V70L20 71ZM25 72H26V70L24 71V75L22 76L23 77V80H21V81H24V76H25ZM38 72V71H37ZM40 72V71H39ZM47 72L49 73V70H47ZM67 72H68V70H67ZM104 72V71H103ZM107 72V71H106ZM121 72L119 73V74H121ZM131 72V71H130ZM133 72H135V70L133 71ZM139 72V71H138ZM147 72H149L148 70H147ZM154 72V71H153ZM152 72V73H153ZM188 72H190V71H188ZM193 72V71H192ZM191 72V73H192ZM200 72V71H199ZM211 72V71H210ZM215 72V71H214ZM217 72V71H216ZM20 73V74H21ZM44 72H42V74H43ZM47 73V74H48ZM68 73H70V72H68ZM118 72H116V74H117ZM123 73V72H122ZM140 73H141V71H140ZM179 73H182V71H180ZM197 73V72H196ZM201 73V72H200ZM203 73V72H202ZM201 73V74H202ZM220 73V72H219ZM231 73V74H232ZM19 74V75H20ZM30 74V73H29ZM51 74H54V73H51ZM56 74H61V72H59V73H56ZM73 74V73H72ZM142 74L144 75V73L142 72ZM148 74H150V73H148ZM177 74V73H176ZM186 74V73H185ZM190 74V73H189ZM218 74V73H217ZM221 74V73H220ZM16 75H18V73L16 74ZM70 75V74H69ZM77 75V74H76ZM118 75V74H117ZM143 75H141L140 74V76H143ZM162 75V74H161ZM164 75V74H163ZM180 76H183L182 74H179ZM178 75V76H179ZM192 75V74H191ZM206 75V74H205ZM204 75V77H206ZM219 75V74H218ZM252 75V74H251ZM256 75V74H255ZM259 75H261V77H262V75L263 74H259ZM13 76V75H12ZM21 76V75H20ZM40 75H37V77H39ZM44 76V75H43ZM52 77H53V75H51ZM58 75H56V77H57ZM65 76V75H64ZM102 76V75H101ZM124 76V75H123ZM126 76V75H125ZM146 76V75H145ZM144 76V77H145ZM187 76V75H186ZM186 76H184L183 78H185ZM192 76H194V73H193V75ZM191 76V77H192ZM203 76V75H202ZM209 76V75H208ZM253 76V75H252ZM10 77V76H9ZM26 77H27V75H26ZM46 77V76H45ZM115 77H117V76H115ZM113 78V79H118V78ZM128 77H130V76H128ZM148 77H149V75H148ZM176 77V76H175ZM239 77V76H238ZM259 77V76H258ZM260 77V78H261ZM264 77V76H263ZM42 78V77H41ZM58 78V77H57ZM70 78H71V76H70ZM100 78V77H99ZM130 78H134V77H130ZM146 78V77H145ZM154 78V77H153ZM257 78V77H256ZM45 79H48L47 77L45 78ZM55 79V78H54ZM53 79V80H54ZM75 79H77V78H75ZM81 79V78H80ZM103 79V78H102ZM112 79V78H111ZM121 79V78H120ZM147 79H149V78H147ZM160 79V78H159ZM175 79V78H174ZM177 79H178V77H177ZM196 79V78H195ZM202 79V78H201ZM9 80H11V79H9ZM8 79H6V81H9ZM32 80V79H31ZM40 80V79H39ZM41 80H43V79H41ZM63 80V79H62ZM67 82H69L70 83V81H69V79L67 78ZM71 80V79H70ZM72 80H74V79H72ZM78 80H79V78H78ZM106 80V79H105ZM151 80V79H150ZM166 80V79H165ZM173 79H171V81H172ZM179 80H181V78H179ZM184 80H186V78L184 79ZM190 80V79H189ZM188 80V81H189ZM228 80V79H227ZM35 81V80H34ZM56 81V80H55ZM60 81V80H59ZM113 81V80H112ZM121 81H122V79H121ZM133 81V83H134V81L135 80H132ZM152 81V80H151ZM174 81V80H173ZM175 81H178V80H175ZM187 81V80H186ZM205 81V80H204ZM18 79H17V76H15L14 77V79H13V81H12V83H11V85H13V88H14V90L13 91H11V93H10V95H9V97H8V99H7V102L9 103V104H12V103H15V102H19L18 100H21L23 97H24V93L23 92H26V93H28L27 91H23V92H21V91H18V89L20 90V88L22 87H20L19 85H18ZM73 82V81H72ZM86 82V81H85ZM131 82V81H130ZM148 82V81H147ZM21 83H23V82H20V85H21ZM28 83V82H27ZM39 83V82H38ZM75 83V82H74ZM112 84L111 85H113L115 82L113 81V82H111ZM117 83H119V81L117 82ZM132 83V84H133ZM154 83V82H153ZM165 83V82H164ZM9 84V83H8ZM24 84H26V83H24ZM28 84H30V83H28ZM35 84H37V83H35ZM58 84H60V82H58ZM66 84H68V83H66ZM135 84V83H134ZM156 84V83H155ZM10 85V86H11ZM18 85V87H20V88H18V89H15L16 88V86ZM110 85V86H111ZM115 85V84H114ZM120 85V84H119ZM165 85V84H164ZM167 85V84H166ZM1 86V85H0ZM25 86V85H24ZM26 86H28V85H26ZM31 86V85H30ZM48 86V85H47ZM62 86V85H61ZM64 86V85H63ZM69 86H72V85H69ZM74 86V85H73ZM72 86V87H73ZM86 86V85H85ZM96 86V85H95ZM97 86H100V85H98L97 84ZM105 86V85H104ZM109 86V85H108ZM108 86H105V87H108ZM118 86V85H117ZM154 86H156V85H154ZM158 86V85H157ZM172 86V85H171ZM55 87V86H54ZM83 87V86H82ZM94 87V86H93ZM105 87H104V89H105ZM166 87V86H165ZM170 87V86H169ZM12 88V89H13ZM27 88V87H26ZM29 88V87H28ZM46 88H49V87H46ZM57 89L58 88H60V87H56ZM55 88V89H56ZM67 87L65 86V89H66ZM78 87H76V89H74V88H71V89H69V90H71V94H73L74 95V98L75 99H77L78 98V93L80 92L79 91V89H77ZM87 88H89L90 89V85H89V87H87ZM92 88V87H91ZM98 88V87H97ZM115 88H117V87H115ZM156 88V87H155ZM176 88H178V89H180V88H182V87H176ZM52 89V88H51ZM68 89V88H67ZM7 90V89H6ZM5 90V91H6ZM27 90H31L30 88L29 89H27ZM32 90H34V88H32ZM61 90V89H60ZM82 90V89H81ZM97 90V89H96ZM105 90H107V89H105ZM181 90V89H180ZM183 90V89H182ZM48 91V90H47ZM52 91V90H51ZM54 91V90H53ZM88 91H90V90H88ZM116 91V90H115ZM153 91H155V90H153ZM175 91H177V90H175ZM261 91V90H260ZM263 91V90H262ZM87 91H85V93H86ZM91 92V91H90ZM93 92V91H92ZM113 92H114V90H113ZM9 93V92H8ZM51 92H49V94H50ZM68 93H70V92H68ZM87 93H89V92H87ZM148 93V92H147ZM178 93V92H177ZM35 94H37V93H35ZM34 94V95H35ZM90 94V93H89ZM94 94H95V92H94ZM93 94V95H94ZM155 94V93H154ZM165 94H167V93H165ZM28 95V94H27ZM86 95V94H85ZM109 95V94H108ZM169 95V94H168ZM173 95V94H172ZM30 97V96H29ZM35 97V96H34ZM36 97H38V96H36ZM60 98L61 97V95H58L56 92H54V98ZM73 97V96H72ZM80 97V96H79ZM95 97V96H94ZM93 97V98H94ZM98 96L96 95V98H97ZM107 97V96H106ZM148 97H149V95H148ZM159 97V96H158ZM163 97V96H162ZM1 98V97H0ZM88 98V97H87ZM114 98V97H113ZM113 98H112V100H113ZM165 98H166V95H165ZM177 98V97H176ZM29 99V98H28ZM83 99H85V98H83ZM103 99V98H102ZM119 99V98H118ZM259 99V98H258ZM86 100V99H85ZM88 100H91L92 102H94V101H96L97 99H88ZM94 100V101H93ZM120 100V99H119ZM168 100H169V98H168ZM80 100H78V102H79ZM83 101V100H82ZM114 101V100H113ZM112 101V102H113ZM31 101H29V103H30ZM98 102V101H97ZM35 103V102H34ZM42 103V102H41ZM95 103V102H94ZM4 104H6L5 103V99L4 98H2L1 100H0V115H1V113H2V111L1 110H4L3 108H5L4 107ZM18 104V103H17ZM22 104V103H21ZM20 104V105H21ZM25 104H26V101H25ZM25 104H22V106H24ZM76 104H78V103H76ZM80 104V103H79ZM81 104H82V102H81ZM19 105V104H18ZM83 105H84V103H83ZM7 106V105H6ZM11 106H13V105H11ZM26 106V105H25ZM58 106V105H57ZM79 106V105H78ZM15 108L16 107H18L17 109L19 110V106H14ZM54 107V106H53ZM75 108H76V106H74ZM82 107H84V106H82ZM23 108V107H22ZM134 108V107H133ZM12 109V108H11ZM25 109H27V108H25ZM24 109V110H25ZM28 109H30V108H28ZM66 109V108H65ZM68 109V108H67ZM13 110V109H12ZM11 110V111H12ZM17 110V111H18ZM76 110V109H75ZM128 110V109H127ZM231 110H233V109H231ZM42 111V110H41ZM78 111V110H77ZM83 111H84V109H83ZM129 111V110H128ZM14 112H16V110L14 109ZM21 112V111H20ZM25 112V111H24ZM61 112V111H60ZM125 112V111H124ZM228 112V111H227ZM236 111H234L233 113H235ZM4 113H6V112H4ZM18 113H19V111H18ZM39 113V112H38ZM49 113H51V114H54L55 113V110H54V108L53 109H50V111H49ZM213 113H215V112H213ZM236 113H238V112H236ZM236 113H235V115H236ZM25 114H26V112H25ZM43 114V113H42ZM57 114V113H56ZM79 114V113H78ZM80 114H82L81 112H80ZM79 114V115H80ZM111 114V113H110ZM216 114V113H215ZM227 114H229V113H227ZM239 114V113H238ZM3 115V114H2ZM15 115V114H14ZM13 115V116H14ZM20 115V114H19ZM55 115V114H54ZM214 115V114H213ZM233 115V114H232ZM235 115H233V117L235 116ZM24 116V115H23ZM22 116V117H23ZM40 116V115H39ZM44 116V115H43ZM53 116V115H52ZM82 116V115H81ZM112 116V115H111ZM116 116V115H115ZM120 116V115H119ZM0 117H3V116H0ZM29 117V116H28ZM146 117V116H145ZM16 118H19V117H16ZM53 118V117H52ZM56 118V117H55ZM80 118H84V116L83 117H80ZM79 118V119H80ZM116 118V117H115ZM119 118H121V117H119ZM6 119V118H5ZM19 119H22V118H19ZM31 119V118H30ZM231 119V118H230ZM4 119H2V121H3ZM34 120H36V119H34ZM47 120V119H46ZM52 120V119H51ZM53 120H54V118H53ZM82 120V119H81ZM80 120V121H81ZM5 121V120H4ZM14 121V120H13ZM13 121L11 122V125H13L14 123H13ZM28 122L30 121V120H27ZM17 122H21V121H19V120H16V122L15 123H17ZM27 122V123H28ZM31 123H32V121H30ZM41 122H42V120H41ZM117 122H119V121H117ZM124 122V121H123ZM127 122V121H126ZM137 122V121H136ZM3 123V122H2ZM13 123V124H12ZM26 123V124H27ZM57 123V122H56ZM81 122H79L78 124H80ZM85 123V122H84ZM109 124H111L110 122H108ZM141 123V122H140ZM230 123V124H229ZM229 123H227L226 122V125L227 124H229V125H231V122L229 121ZM21 124V123H20ZM29 124V123H28ZM39 123H34L33 125H38ZM45 124H46V122H45ZM44 124V125H45ZM51 124H53V123H51ZM83 124V123H82ZM82 124H80V125H82ZM108 124V125H109ZM113 125L115 124V122H113L112 123ZM5 125V124H4ZM8 125V124H7ZM25 125V124H24ZM43 125V124H42ZM84 125H86V124H84ZM113 125H110V127H112ZM142 125V124H141ZM140 125V126H141ZM226 125H225V128H226ZM228 125V126H229ZM9 126V125H8ZM7 126V127H8ZM14 126H15V124H14ZM35 126V127H36ZM79 126V125H78ZM87 126V125H86ZM119 126V125H118ZM123 126V125H122ZM223 126V125H222ZM237 126V125H236ZM246 126V125H245ZM244 126V127H245ZM6 126H5V128H7ZM34 127V128H35ZM83 127V126H82ZM115 127H117V126H115ZM123 127H125V126H123ZM127 127V126H126ZM125 127V128H126ZM142 127V126H141ZM248 127H250V126H248ZM5 128H3V129H5ZM19 128V127H18ZM41 128V127H40ZM84 128H86V127H83V130H84ZM88 128V127H87ZM121 128V127H120ZM213 128V127H212ZM122 129V128H121ZM127 129V128H126ZM223 129V128H222ZM230 128L228 127V130H229ZM233 129V128H232ZM9 130V129H8ZM20 130V132L22 131L21 129H19ZM42 130V129H41ZM47 130V129H46ZM249 130V129H248ZM248 130H246V132L248 131ZM251 130V129H250ZM33 131V130H32ZM48 131V130H47ZM136 131V130H135ZM139 131H141V130H139ZM211 131L212 132H214L213 131V129H211ZM11 132H13L12 131V129H11ZM14 132L16 133V130H14ZM14 132H13V134H14ZM23 133H22V135L23 136H25V134H24V131H22ZM85 132V131H84ZM118 132V131H117ZM119 132H120V129H119ZM141 132H143V131H141ZM219 132V131H218ZM230 132H231V130H230ZM229 132V133H230ZM253 132H255V131H250V134H251V136H252V134H254ZM31 133V132H30ZM41 133H42V131H41ZM47 132H45V134H46ZM81 133V132H80ZM86 133H87V131H86ZM91 133V132H90ZM123 133V132H122ZM126 133V132H125ZM18 134V133H17ZM21 134V133H20ZM128 134V133H127ZM215 134H217V133H215L214 132V135ZM19 135V134H18ZM37 136V135H36ZM120 136H122V135H120ZM132 136V135H131ZM189 136V135H188ZM41 137V136H40ZM84 137V136H83ZM123 137V136H122ZM121 137V138H122ZM126 137V136H125ZM195 137V136H194ZM258 137V136H257ZM21 138V137H20ZM87 138V137H86ZM85 138V139H86ZM120 138V139H121ZM185 138V137H184ZM188 138V137H187ZM189 138H191V135L189 136ZM16 139H18V138H16ZM87 140V139H86ZM124 140V139H123ZM24 141H25V139H24ZM39 141H42V140H39ZM99 141V140H98ZM110 141V140H109ZM119 141H122V140H119ZM119 141H117V143H114L115 144V146H116V144H118V142ZM186 142L188 141V142H190L189 140H185ZM85 142V141H84ZM116 142V141H115ZM125 142H127V140L125 141ZM130 142H132V141H130ZM182 142V141H181ZM184 142V141H183ZM183 142H182V144H183ZM253 142H254V140H253ZM6 143V142H5ZM16 144H17V142H15ZM27 143V142H26ZM44 143H45V141H44ZM56 143H58V144H60L59 142H56ZM122 143V142H121ZM195 143V142H194ZM111 144H113V143H111ZM110 144V145H111ZM126 144H128V143H126ZM180 144V143H179ZM43 145H45V144H43ZM50 145H52V144H50ZM80 145H82V144H79V145H76V147L77 146H79L80 147ZM84 145H85V143H84ZM84 145H82V146H84ZM123 145V144H122ZM17 146H18V144H17ZM23 146H26L25 144L23 145ZM88 146V145H87ZM102 146V145H101ZM109 146V145H108ZM114 146V145H113ZM114 146V147H115ZM126 146V145H125ZM180 146V145H179ZM56 148H57V146H55ZM75 147V146H74ZM75 147V148H76ZM84 147H86V146H84ZM11 148V147H10ZM28 148V147H27ZM50 148V147H49ZM63 148H65V147H63ZM80 148H83V147H80ZM111 147H109V149H110ZM118 148V147H117ZM121 148V147H120ZM124 148V147H123ZM123 148H122V150L121 151H124L123 150ZM126 148V147H125ZM6 149V148H5ZM30 149V148H29ZM45 149V148H44ZM59 149H61V145H60V148H58L57 150H59ZM71 149V148H70ZM108 149V150H109ZM7 150V149H6ZM31 150V149H30ZM30 150H29V152H30ZM62 150V149H61ZM64 150V149H63ZM66 150V149H65ZM111 150V149H110ZM113 150H117V149H113ZM119 150V149H118ZM126 150V149H125ZM41 151H42V149H41ZM131 151H132V149H131ZM11 152V151H10ZM33 152V151H32ZM37 152H39V151H37ZM58 152V151H57ZM110 152V151H109ZM113 152V151H112ZM119 152H120V150H119ZM46 153V152H45ZM117 153V152H116ZM121 153H124V152H121ZM128 153H130V152H127V154ZM132 153H134V151L132 152ZM189 153H191V151L189 152ZM10 154V153H9ZM48 154V153H47ZM109 154V153H108ZM127 154H124L123 155V157H127L126 155ZM46 155V154H45ZM110 155V154H109ZM109 155H106V156H109ZM131 155H133V154H131ZM131 155H129V157L131 156ZM154 155H156V154H154ZM48 156V155H47ZM52 156H54V155H52ZM51 156V157H52ZM87 156H89V155H87ZM105 156V155H104ZM105 156V157H106ZM117 156H120V155H118L117 154ZM122 156V155H121ZM120 156V157H121ZM45 157V156H44ZM89 157H91V156H89ZM95 157V156H94ZM101 157V156H100ZM129 157H127V158H129ZM10 158V157H9ZM25 158H26V156H25ZM48 158V157H47ZM111 158V157H110ZM127 158H126V160L125 161H127ZM251 158V157H250ZM66 159V158H65ZM79 159V158H78ZM113 159V158H112ZM125 158H123V160H124ZM135 159H136V156H135ZM148 159V158H147ZM146 159V160H147ZM197 159V158H196ZM7 161H9L8 159H6ZM11 160V159H10ZM13 160V159H12ZM14 160H17V159H15L14 158ZM20 160V159H19ZM32 160V159H31ZM68 160V159H67ZM75 160H77V159H75ZM90 160H91V158H90ZM90 160H86V165L88 164V165H90ZM93 160L95 161V159L93 158ZM93 160H91V161H93ZM98 160H100V159H98ZM102 160V159H101ZM108 160V159H107ZM139 160V159H138ZM140 160H141V158H140ZM139 160V161H140ZM248 160V159H247ZM1 161V160H0ZM49 161V160H48ZM80 161V160H79ZM93 161V163H95ZM102 161H104V160H102ZM124 161V162H125ZM2 162V161H1ZM0 162V163H1ZM10 163L11 162H13V161H9ZM29 162H31V161H29ZM28 162V163H29ZM36 162V161H35ZM40 162H42V161H40ZM47 162V161H46ZM55 162V161H54ZM53 162V163H54ZM67 162H69V161H67ZM127 162H129V161H127ZM189 162V161H188ZM248 162V161H247ZM3 163V162H2ZM14 163V162H13ZM39 163V162H38ZM56 163V162H55ZM62 163H64V162H62ZM75 163V162H74ZM79 163V162H78ZM98 164H99V162H97ZM101 163V162H100ZM150 163V162H149ZM6 164H9V163H6ZM15 164H17V163H15ZM15 164H12V165H15ZM50 164V163H49ZM68 164V163H67ZM254 164H256V163H254ZM0 165H2V164H0ZM10 165V164H9ZM45 165V162H44V164H43V166ZM62 165V164H61ZM61 165H56V166H59L58 168H60V166ZM70 165H73V164H70ZM81 165V164H80ZM97 165V164H96ZM128 165V164H127ZM151 165V164H150ZM165 165V164H164ZM4 166H6L5 164H4ZM17 166H19V165H17ZM29 166H30V164H29ZM34 166H36V165H34ZM43 166H41V168H43ZM74 166H76V165H74ZM98 167H99V165H97ZM252 166V165H251ZM2 168H3V166H1ZM1 167H0V172H1ZM9 167V166H8ZM33 167V166H32ZM32 167H30V168H32ZM51 167H53V166H51ZM55 167V166H54ZM71 167V166H70ZM81 167H83V165H81ZM85 167H87V166H85ZM85 167H83L82 169L84 170L85 169ZM90 167V166H89ZM96 167V166H95ZM100 167H102L101 165H100ZM152 167V166H151ZM164 167V166H163ZM167 167V166H166ZM12 169L13 167H9L8 168V170L9 169ZM23 168V167H22ZM26 168V167H25ZM29 168V167H28ZM45 168V167H44ZM50 168V167H49ZM79 168V167H78ZM107 168V167H106ZM231 168V167H230ZM24 169V168H23ZM34 169V168H33ZM46 169V168H45ZM66 169H69L68 167L66 168ZM71 169V168H70ZM74 169V168H73ZM76 169V168H75ZM74 169V171H78V170H75ZM80 169V168H79ZM82 169H80V170H82ZM99 169V168H98ZM163 169V168H162ZM240 169H241V167H240ZM17 170V169H16ZM42 170H44V169H42ZM41 170V171H42ZM49 170H52V169H49ZM49 170H48V173H49ZM54 170H57L58 171V169H54ZM59 170H61V169H59ZM90 170V169H89ZM97 170V169H96ZM150 170H152V169H150ZM63 171V170H62ZM62 171H60V172H62ZM72 171V169L69 171V172H71ZM153 171H155V170H153ZM161 171V170H160ZM166 171V170H165ZM225 171V170H224ZM10 172H12V170H10ZM22 172V171H21ZM44 172H46V170L44 171ZM52 172V171H51ZM55 172V171H54ZM54 172H52V174H53V177H55V174H54ZM68 172V171H67ZM79 172V171H78ZM88 172V171H87ZM96 172V171H95ZM156 172V171H155ZM228 172V171H227ZM39 173H41V172H39ZM42 173H43V171H42ZM40 174V175H44L45 173H43V174ZM57 173V172H56ZM152 173V172H151ZM165 173H168V172H165ZM249 173H251V172H249ZM13 174H15V175H17V173L16 172H14ZM71 174H72V172H71ZM154 174V173H153ZM254 174V173H253ZM253 174H251L252 176H253ZM7 175V174H6ZM47 175V174H46ZM60 175V174H59ZM61 175H63V174H61ZM60 175V176H61ZM76 175V174H75ZM78 176H81V175H79V174H77ZM104 175V174H103ZM164 175V174H163ZM1 177H2V175H0ZM30 176V175H29ZM65 176V175H64ZM77 176V177H78ZM86 176V175H85ZM161 176V175H160ZM169 176V175H168ZM249 176V175H248ZM13 177H15V176H12L11 178H13ZM38 177V176H37ZM47 177H48V175H47ZM46 177V178H47ZM51 177V176H50ZM52 177V178H53ZM165 177V176H164ZM188 177V176H187ZM10 178V179H11ZM40 178H45V177H40ZM39 178V180H41ZM49 178V177H48ZM83 178H84V176H83ZM186 178V177H185ZM251 178H254V177H251ZM6 179V178H5ZM14 180H15V178H13ZM29 179V178H28ZM34 179V178H33ZM36 179H38V178H36ZM55 179V178H54ZM53 179V180H54ZM64 179H66V178H64ZM76 179V178H75ZM78 179L79 180H81L79 177H78ZM77 179V180H78ZM167 179V178H166ZM38 180V181H39ZM49 180H51L50 178H49ZM84 179H82L81 181H83ZM90 181L89 182H91V180L92 179H89ZM183 180V179H182ZM185 180V179H184ZM188 180V179H187ZM244 180V179H243ZM2 181V180H1ZM9 181V180H8ZM13 181V180H12ZM43 181H45V179H43ZM48 180H46V182H47ZM186 181V180H185ZM189 181H190V179H189ZM188 181V182H189ZM21 182V181H20ZM19 181H18V183H20ZM42 182V181H41ZM45 182V183H46ZM50 182H52V181H49V183ZM74 182V181H73ZM84 182V181H83ZM88 182V183H89ZM181 182H184V181H181ZM245 182V181H244ZM250 182V181H249ZM12 183V182H11ZM15 183V181L13 182V184ZM17 183V184H18ZM26 183H27V181H26ZM25 183V184H26ZM29 183V182H28ZM45 183H43V184H45ZM53 183V185H54V181L52 182ZM62 183H63V181H62ZM77 183H80V182H77L76 181V184ZM4 184V183H3ZM21 184H22V182H21ZM24 184V183H23ZM58 184H60V183H58ZM58 184L56 183V185L58 186ZM66 184V183H65ZM85 184V183H84ZM187 183L185 182V185H186ZM6 185V184H5ZM7 185L9 186V184H8V182H7ZM20 184H18V186H19ZM28 185V184H27ZM38 185H39V183H38ZM37 185V186H38ZM69 185V184H68ZM90 185H92V184H90ZM248 185V184H247ZM0 186H4V185H0ZM11 186V185H10ZM10 186L8 187V188H10ZM30 186H31V184H30ZM30 186H28V187H30ZM37 186H36V189H37ZM66 186V188H67V185H65ZM25 187H26V185H25ZM32 187V186H31ZM44 187V186H43ZM46 187H47V185H46ZM49 187H53V186H48L47 188H49ZM70 187V186H69ZM68 187V188H69ZM73 187V186H72ZM7 188V189H8ZM13 188V187H12ZM18 188V187H17ZM35 188V187H34ZM38 188H39V186H38ZM55 188H60V187H55ZM77 188V187H76ZM6 189V190H7ZM16 189V188H15ZM14 189V190H15ZM22 189V188H21ZM27 189V188H26ZM29 190H30V188H28ZM28 189L26 190L27 191V193H28ZM35 189V190H36ZM54 189V188H53ZM57 189V190H58ZM63 189V188H62ZM12 191H14L13 189H11ZM24 190V189H23ZM34 189L32 188V191H33ZM39 190V189H38ZM49 190V189H48ZM60 190V189H59ZM69 190V189H68ZM91 190H94V188L93 189H91ZM15 191H17V190H15ZM31 191V192H32ZM40 191V190H39ZM39 191H37V192H39ZM51 191V190H50ZM56 191V190H55ZM66 191V190H65ZM70 191V190H69ZM90 191V190H89ZM30 192V191H29ZM46 193H48L47 191H45ZM71 192V191H70ZM6 193H8V191H0V194L1 195H3V196H6ZM9 193H10V190H9ZM21 193H23V192H21ZM27 193L25 192V194L27 195ZM33 193V192H32ZM42 193V192H41ZM46 193H44V194H46ZM51 192H49V194H50ZM62 192H60V194H61ZM84 193H85V191H84ZM89 193V192H88ZM12 194V193H11ZM18 194V193H17ZM31 194V193H30ZM34 194V193H33ZM43 194V195H44ZM58 194V193H57ZM56 193H55V195H57ZM69 194V193H68ZM67 194V195H68ZM91 194V193H90ZM89 194V195H90ZM123 193H121V194H119V196L120 195H122ZM256 194V193H255ZM13 195H14V193H13ZM32 195V194H31ZM40 196V194L39 193H37V195H36V192H35V196ZM54 195V194H53ZM59 195V194H58ZM62 195V194H61ZM65 195V194H64ZM86 195V194H85ZM117 195V194H116ZM8 196H12V195H8ZM15 196H19V194L18 195H15ZM25 197L26 199L28 198L27 196H25V195H23L22 194V197ZM29 196V195H28ZM42 196V195H41ZM47 196H49V195H47ZM51 196V195H50ZM70 196V195H69ZM43 197H45V196H43ZM59 199H63V198H61V196H57ZM57 197H56V199H57ZM70 197H73V196H70ZM87 197V196H86ZM94 197H96V196H94ZM12 198H15V197H10L9 199H10V202L12 201V200H15V199H12ZM33 198V197H32ZM36 198V197H35ZM47 198V197H46ZM76 199H78L77 197H75ZM89 198V197H88ZM116 198V197H115ZM123 198H126V197H123ZM128 198V197H127ZM130 198V197H129ZM129 198H128V200L127 201H129ZM258 198V197H257ZM21 199H23V198H21ZM29 199V198H28ZM39 199V198H38ZM37 199V201L39 202V200ZM48 199V201H49V198H47ZM46 199V200H47ZM50 199H51V197H50ZM75 199V200H76ZM82 199V198H81ZM80 199V200H81ZM84 199V198H83ZM92 199V198H91ZM95 199V198H94ZM4 200H6V199H4ZM3 200V201H4ZM18 200H20V199H18ZM45 200V201H46ZM66 200V199H65ZM71 200H74V198L72 199V198H70V201ZM84 200H86V199H84ZM16 201V200H15ZM48 201H46L47 203H48ZM53 201V200H52ZM90 201V200H89ZM119 202V200H116V202ZM122 201V200H121ZM124 201V200H123ZM131 201H132V199H131ZM5 202H7V205H5V204H3V205H5V206H9L8 204H9V201H5ZM17 202V201H16ZM18 202H20V201H18ZM21 202H23V201H21ZM35 202V201H34ZM46 202H45V204H46ZM56 202H57V200H56ZM55 202V203H56ZM59 202L60 201H58V204H59ZM75 201H72V203H74ZM82 202V201H81ZM81 202H79V203H81ZM83 202H85V201H83ZM86 202H88V201H86ZM125 202V201H124ZM4 203V202H3ZM12 203V202H11ZM10 203V204H11ZM15 203V202H14ZM30 203V202H29ZM29 203H27V201L23 204V206L21 207L22 208V210H21V208H20V210L24 213V212H26L27 210H29V209H31V205H34V203L33 204H29ZM32 203V202H31ZM54 203V204H55ZM61 203V202H60ZM64 203V202H63ZM63 203H61V206L63 207ZM69 204H70V202H68ZM71 203V204H72ZM77 203V202H76ZM75 203V204H76ZM128 203H130V202H128ZM18 204V203H17ZM36 204V203H35ZM40 204V203H39ZM38 204V205H39ZM44 203L41 205L43 208H44V206H46ZM89 204V203H88ZM1 205V204H0ZM3 205L1 206V207H3ZM12 205H16V204H12ZM19 205V204H18ZM57 205V204H56ZM65 205V204H64ZM73 205V204H72ZM86 205V204H85ZM126 205V204H125ZM136 205V204H135ZM29 206H31V207H29ZM40 206V207H41ZM58 206V205H57ZM56 206V207H57ZM68 205H67V203H66V207H67ZM87 206V205H86ZM10 207V206H9ZM18 207V206H17ZM16 207V208H17ZM35 207H37V208H40V207H38V206H35ZM65 207V206H64ZM68 207H70V206H68ZM67 207V208H68ZM75 207V206H74ZM117 207V206H116ZM124 207H126V206H124ZM136 207V206H135ZM47 208H50V207H47ZM66 208V209H67ZM75 208H77V207H75ZM85 207H83L82 208V205H81V210H83ZM101 208V207H100ZM119 208V207H118ZM12 209H14L15 210V208H13L12 207ZM10 210V211H12L13 212V210ZM56 209H58V208H56ZM55 208H54V210H56ZM62 209V208H61ZM80 209V208H79ZM87 209H89L88 208V206H87ZM92 208H90V211H92L91 210ZM117 209V208H116ZM134 209V208H133ZM8 210V209H7ZM6 210V211H7ZM32 210V209H31ZM38 210V209H37ZM41 210V209H40ZM44 210V209H43ZM47 210V209H46ZM45 210V211H46ZM53 210V209H52ZM71 210V208L69 209V211ZM75 210V209H74ZM78 210V209H77ZM81 210H79V211H81ZM100 210V209H99ZM5 211V210H4ZM18 211V210H17ZM16 210H15V212H17ZM21 211H19V212H21ZM32 211H35V210H32ZM44 211V212H45ZM56 211H60V208H59V210H56ZM66 211V210H65ZM64 211V212H65ZM85 211H88V210H85ZM98 211V210H97ZM101 211H102V209H101ZM7 212H9V211H7ZM21 212V213H22ZM37 212V211H36ZM35 212V213H36ZM43 212V211H42ZM42 212H40V213H37V215L38 214H41ZM49 212V211H48ZM54 212V211H53ZM72 212H74V211H72ZM84 212V211H83ZM89 212V211H88ZM94 212V211H93ZM11 213V212H10ZM20 213V214H21ZM22 213V214H23ZM30 213H32V212H30ZM30 213H28V214H30ZM34 213V212H33ZM47 213V212H46ZM52 213V212H51ZM55 213V212H54ZM68 213V212H67ZM79 213V212H78ZM86 213V212H85ZM95 213V212H94ZM93 213V214H94ZM97 213V212H96ZM21 214V215H22ZM25 214V213H24ZM23 214V215H24ZM60 214H62V216H64V215H66L65 213H64V215H63V213H59V214H56L57 215V217H60L59 215ZM70 214L71 213H69V216H70ZM83 214V213H82ZM87 214V213H86ZM93 214H92V217H93ZM106 215L107 213H102V216L103 215ZM202 214V213H201ZM4 215V214H3ZM6 215H9V213L7 214L6 213ZM10 215H12V214H10ZM14 215V214H13ZM23 215H22V217H23ZM27 215V214H26ZM51 216H52V214H50ZM79 215V214H78ZM101 215V214H100ZM104 215V216H105ZM0 216H2V215H0ZM16 216V215H15ZM51 216H49L50 217V219H51ZM61 216V217H62ZM67 216V215H66ZM75 216L76 217H78L77 216V213L75 214ZM86 215H84V217H85ZM102 216H100V218L99 219H101L102 218ZM3 217V216H2ZM5 217V216H4ZM7 217V216H6ZM22 217H18V218H22ZM27 217H29V215L27 216ZM27 217H26V219H27ZM35 217V216H34ZM38 217H40V216H38ZM42 217H43V215H42ZM65 217V216H64ZM70 217H72V216H70ZM80 217V216H79ZM89 217H90V215H89ZM92 217H90L91 218V220L92 219H94L95 217H96V215L94 216V218H92ZM107 217V216H106ZM106 217H104V218H106ZM15 218V217H14ZM25 218V217H24ZM87 218V217H86ZM89 218V219H90ZM2 219H4V218H2ZM10 219V218H9ZM30 219H32V218H30ZM35 219H37V218H35ZM42 219V218H41ZM41 219H39V220H41ZM45 219V218H44ZM49 219V220H50ZM58 219V218H57ZM64 219V218H63ZM71 219V218H70ZM72 219H73V217H72ZM78 219V218H77ZM129 219V218H128ZM6 220H7V218H6ZM5 220V221H6ZM15 220H17V218H15ZM24 220V219H23ZM53 220H55V218L53 219ZM52 220V221H53ZM62 220V219H61ZM88 220V219H87ZM133 220V219H132ZM9 221L10 220H7V222H5V224H7V223H9ZM11 221H12V219H11ZM32 221H34V219L32 220ZM41 221H44V220H41ZM51 221V222H52ZM67 221V220H66ZM72 221H74V219L72 220ZM81 220H79V222H80ZM92 221H95V219L94 220H92ZM98 221V220H97ZM96 221V222H97ZM131 221V220H130ZM0 222H4V221H0ZM14 222V221H13ZM15 222H18V221H15ZM36 222V221H35ZM76 222H78L77 220H76ZM76 222H73V223H76ZM85 222H87V221H85ZM91 222V221H90ZM108 222H109V220H108ZM114 222V221H113ZM112 222V223H113ZM204 222V221H203ZM26 223V222H25ZM25 223H23L21 220L18 222V224H19V229H17L16 228V226H18L17 224H15V223H11V224H15V229L16 230H14L13 232H11V233H9V235H6V236H8V238L9 239H7V237L6 236H1L2 235V232H1V229H0V233H1V235H0V240H2L3 239V237H6V241L7 240H9V241H11V242H13L14 241V243H8L9 244V248L11 249L14 245H16L15 247H17V245H20V244H22V243H24V242H26L24 239L22 240V241H24V242H20V240L22 239V238H25V237H23L24 236V234H23V232H26L25 230H26V228H29V226H30V228H32V226L31 225H29V226H27V225H25L24 226V224ZM32 223H34V222H31V224ZM39 223H41V222H39ZM47 223V222H46ZM50 223V222H49ZM55 223V222H54ZM61 223H63V222H61L60 221V223H58V224H55V225H59V224H61ZM68 223V221L66 222V224ZM72 223V222H71ZM71 223H68L69 225L71 224ZM84 223V222H83ZM82 223V224H83ZM111 223V222H110ZM141 223V222H140ZM143 223H144V221L141 223L142 224V226H143ZM2 225H3V223H1ZM42 224H44V222L42 223ZM64 224V223H63ZM85 224H88V223H85ZM96 224H98V223H96ZM146 224V223H145ZM10 225V224H9ZM35 225H37V227H38V222H36V224ZM39 225H41V224H39ZM52 225H53V223H52ZM71 225H74V224H71ZM89 225V224H88ZM87 225V226H88ZM91 225H93L92 224V222H91ZM90 225V226H91ZM43 226V225H42ZM51 226V225H50ZM60 226V225H59ZM61 226H63V225H61ZM86 226V225H85ZM84 225L82 226V227H84V228H86ZM90 226H88L87 228H89ZM3 227H9L10 229H12L11 228V226H8V225H6V226H4L3 225ZM69 227V230L71 231V226H68ZM77 226H75L74 228H76ZM81 227V226H80ZM94 227V226H93ZM92 227V229H94ZM117 227V226H116ZM41 228H43V227H41ZM46 228V227H45ZM48 228H50L51 229V227H48ZM56 228L58 229V227L56 226ZM61 228H63V227H61ZM143 228V227H142ZM3 229V228H2ZM9 229V230H10ZM40 229V228H39ZM64 229V228H63ZM131 229H133L132 227H131ZM136 229V228H135ZM135 229H133V230H135ZM3 230H5V229H3ZM31 229H29V231H30ZM43 230H44V228H43ZM49 230V229H48ZM47 230V231H48ZM52 230H54V229H52ZM51 230V231H52ZM65 230H67V228L65 229ZM78 230V229H77ZM79 230H81V228L79 229ZM114 230V229H113ZM147 230V229H146ZM7 231V230H6ZM11 231V230H10ZM9 231V232H10ZM18 231H19V233H18ZM29 231H28V233H29ZM57 231V230H56ZM60 231V230H59ZM73 231H75V230H73ZM85 231V230H84ZM94 231H96V230H94ZM132 231V230H131ZM32 232H34V231H32ZM49 232V231H48ZM53 232V231H52ZM80 233L82 232V231H79ZM90 232H91V230H90ZM102 233L104 232V231H101ZM115 232V231H114ZM120 232H122V231H120ZM125 232V231H124ZM4 233V232H3ZM45 233V232H44ZM51 233V232H50ZM56 233H58V232H56ZM55 232H54V234H56ZM63 233H64V231H63ZM63 233H58V234H62V235H64ZM123 233V232H122ZM126 233V232H125ZM29 234H31V233H29ZM35 234V233H34ZM36 234H39V233H37L36 232ZM46 234H47V232H46ZM45 234V235H46ZM49 234V233H48ZM48 234H47V236H48ZM73 234H77L76 232L75 233H73ZM72 233L70 234L69 233V235H73ZM84 234V232H82V234H81V236ZM86 234H89V233H86ZM105 234V233H104ZM142 234H143V232H142ZM50 235H53V234H50ZM61 235V236H62ZM80 235V234H79ZM78 235V236H79ZM116 235H119L118 233L116 234ZM126 235H127V233H126ZM46 236V237H47ZM76 236V235H75ZM75 236H73V237H71V238H74V239H76L77 237H75ZM83 236H85V235H83ZM89 235H87L86 237H88ZM123 235H121V237H122ZM128 236V235H127ZM126 236V237H127ZM143 236V235H142ZM148 236V235H147ZM50 237H52V236H50ZM49 237V238H50ZM54 237H55V235H54ZM57 237H58V235H57ZM64 237H66V235L64 236ZM40 238H42L41 236H40ZM53 238V237H52ZM90 238V237H89ZM88 238V239H89ZM94 238V237H93ZM127 238H129V237H127ZM135 238H137V236L135 237ZM135 238H134V240H135ZM78 239V238H77ZM81 239V238H80ZM82 239H85V237L83 238L82 237ZM87 239V238H86ZM87 239V240H88ZM99 239V238H98ZM101 239V238H100ZM124 239H125V237H124ZM143 239V238H142ZM46 240H48V239H45V242H46ZM50 240H55V242L57 241V245L55 246V247H51V248H47L48 249V251L50 252V253H56V252H61V253H64V254H66V253H68V252H70V250H69V246H68V244H67V242H66V240H64V238H60V236H59V239H50ZM120 240H122V242H123V238L122 239H120ZM146 240V239H145ZM4 241V240H3ZM76 241V240H75ZM79 242H78V244L79 243H81L82 244V242H84V241H80V240H78ZM101 241V240H100ZM125 241V240H124ZM127 241V240H126ZM31 242H33V241H31ZM51 242V241H50ZM69 242H71V241H68V243ZM86 242H89V240L88 241H86ZM85 242V243H86ZM101 242H103V241H101ZM114 242V241H113ZM118 242H119V240H118ZM129 242H130V240H129ZM1 243H3V242H0V244ZM6 243V242H5ZM5 243H3V244H5ZM27 243V242H26ZM30 243V242H29ZM72 243V242H71ZM131 243H133L132 241H131ZM138 243H140V242H138ZM7 244V243H6ZM36 244V243H35ZM41 244H43V251L44 250H46L47 251V249H45V245H44V243H41ZM45 244H48V243H45ZM51 244V243H50ZM49 244V245H50ZM70 244V243H69ZM78 244H76L75 246H77ZM81 244L80 245H78V247H80L81 246ZM89 244L90 243H86V245L87 246H89ZM92 244H94V243H92ZM110 244H113V243H110ZM117 244H119V243H117ZM130 244V243H129ZM134 244V243H133ZM142 244V243H141ZM147 244V243H146ZM23 245V244H22ZM29 245V244H28ZM51 245H54L53 243L51 244ZM71 245V244H70ZM83 245V244H82ZM86 245H84V246H86ZM95 245V244H94ZM93 245V246H94ZM114 245H116V244H114ZM120 246H123L124 244H119ZM138 246V244L137 243H135V246ZM148 245V244H147ZM146 245V247H148ZM3 247H4V245H2ZM1 246V247H2ZM26 247H27V245H25ZM36 246V245H35ZM35 246H32V248H31V253H29V254H27L25 257H21L22 255H16V256H14L15 258H14V263L12 262V258L10 259L8 256H10L9 254H8V251H9V249H5V247L4 248H2V249H0V264H53V262L55 263V262H58V261H60L59 259H61V257L60 256H57V255H52V254H50V255H48V256H45V255H43V253H39L38 251H37V248L35 247ZM38 246V245H37ZM74 246V247H75ZM86 246V247H87ZM91 246V245H90ZM117 246V245H116ZM130 246V245H129ZM142 246V245H141ZM0 247V248H1ZM42 247V246H41ZM94 247H96V246H94ZM125 247V246H124ZM132 247V246H131ZM145 247V246H144ZM38 248H40V246L38 247ZM76 248V247H75ZM103 248H105V247H103ZM103 248H102V250H103ZM110 248V247H109ZM120 248H123V247H120ZM126 248H128V247H126ZM126 248H125V250H126ZM142 248H143V246H142ZM157 248V247H156ZM4 249H5V251H4ZM18 250H20V249H22V247L20 248L19 246H18V248H17ZM16 249V250H17ZM82 249V248H81ZM89 249H90V247H89ZM94 249V248H93ZM112 249V248H111ZM116 249H117V247H116ZM25 250H27V249H24V251ZM30 250V249H29ZM73 250V249H72ZM74 250H76L77 251V249H74ZM79 251H80V249H78ZM108 249H106V251H107ZM120 250V249H119ZM123 250H124V248H123ZM129 250V249H128ZM173 250V249H172ZM198 250V249H197ZM13 251V250H12ZM23 250L21 251V252H24ZM46 251H45V253H46ZM110 251V250H109ZM114 251H117V250H114ZM127 251V250H126ZM126 251H124V253L123 254H126L125 252ZM18 252V251H17ZM28 252V251H27ZM85 252H87V251H85ZM89 252V251H88ZM100 252V251H99ZM118 252V251H117ZM132 252V251H131ZM131 252H130V254H131ZM176 252V251H175ZM79 253V252H78ZM90 253H91V251H90ZM96 253V252H95ZM100 253H102V252H100ZM106 253H109V255H116L115 253L114 254H110V252H106ZM111 253H113V251H111ZM119 253V252H118ZM133 253V252H132ZM145 253V252H144ZM173 253V252H172ZM16 254H18V253H16ZM19 254H20V252H19ZM24 254H25V252H24ZM23 254V255H24ZM40 254H42V255H40ZM47 254H49L48 252H47ZM74 255H75V253H73ZM93 254H94V252H93ZM120 254V253H119ZM130 254H129V256H130ZM71 255V254H70ZM85 255V254H84ZM84 255L82 256L80 253L79 254H76V257H75V259H73V262H71L69 259H64V260H69V261H67V262H71V264H88L89 263V261H88V257L85 259L84 258ZM96 255V254H95ZM99 255H102V254H99ZM127 255V254H126ZM142 255V254H141ZM150 255V254H149ZM148 255V256H149ZM42 256V257H41ZM64 256H66V255H64ZM64 256H62V257H64ZM112 256H110V258H112ZM121 255H119V257H120ZM125 256V255H124ZM131 256H133L134 257V253H133V255H131ZM169 256V255H168ZM11 257V256H10ZM67 257V256H66ZM91 257H93L92 256V254H91ZM95 257H97V256H95ZM128 257V255L127 256H125V258H127ZM121 258V257H120ZM135 258V257H134ZM141 258V257H140ZM145 258V257H144ZM123 259V258H122ZM64 260H62L61 259V261L63 262ZM97 260V259H96ZM130 260H131V258H130ZM139 260V259H138ZM60 261V262H61ZM92 261H94V260H92ZM112 261H113V259H112ZM125 261V262H124ZM141 261V260H140ZM61 262V263H62ZM123 262L124 263H126V259L124 260L123 259ZM121 260L119 261L118 260V262H117V264H119V263H123ZM135 262H137V261H135ZM90 263H91V261H90ZM129 263V262H128ZM130 263H131V261H130ZM141 263V262H140ZM143 263H145V262H143ZM175 263V262H174ZM63 264V263H62ZM65 264H67V263H65ZM70 264V263H69ZM94 264H96L95 262H94ZM100 264V263H99ZM109 264V263H108ZM111 264H113V263H111ZM142 264V263H141ZM146 264V263H145ZM147 264H149V263H147ZM152 264V263H151Z\"/></svg>",
    "mask_w": 264,
    "mask_h": 264
}]
</instances>
